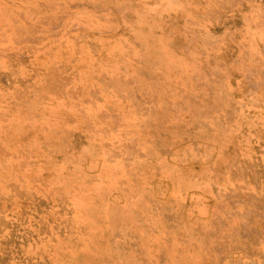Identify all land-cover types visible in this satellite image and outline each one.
Returning a JSON list of instances; mask_svg holds the SVG:
<instances>
[{"label":"rangeland","instance_id":"1","mask_svg":"<svg viewBox=\"0 0 264 264\" xmlns=\"http://www.w3.org/2000/svg\"><path fill=\"white\" fill-rule=\"evenodd\" d=\"M0 264H264V0H0Z\"/></svg>","mask_w":264,"mask_h":264}]
</instances>
